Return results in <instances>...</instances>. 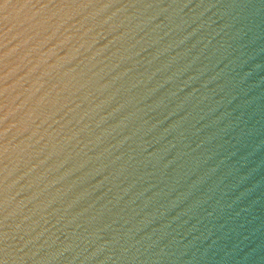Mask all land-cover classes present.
I'll return each instance as SVG.
<instances>
[{"label":"water","instance_id":"obj_1","mask_svg":"<svg viewBox=\"0 0 264 264\" xmlns=\"http://www.w3.org/2000/svg\"><path fill=\"white\" fill-rule=\"evenodd\" d=\"M0 264H264V0H0Z\"/></svg>","mask_w":264,"mask_h":264},{"label":"clouds","instance_id":"obj_2","mask_svg":"<svg viewBox=\"0 0 264 264\" xmlns=\"http://www.w3.org/2000/svg\"><path fill=\"white\" fill-rule=\"evenodd\" d=\"M5 254H6V256H7V254H8V251H7V249H5Z\"/></svg>","mask_w":264,"mask_h":264}]
</instances>
